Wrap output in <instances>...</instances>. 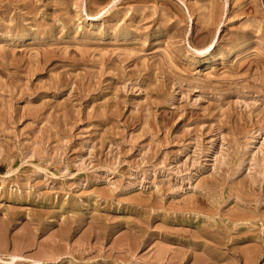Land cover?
<instances>
[{"label":"rangeland","instance_id":"374dc122","mask_svg":"<svg viewBox=\"0 0 264 264\" xmlns=\"http://www.w3.org/2000/svg\"><path fill=\"white\" fill-rule=\"evenodd\" d=\"M0 264H264V0H0Z\"/></svg>","mask_w":264,"mask_h":264},{"label":"bare ground","instance_id":"6f19581e","mask_svg":"<svg viewBox=\"0 0 264 264\" xmlns=\"http://www.w3.org/2000/svg\"><path fill=\"white\" fill-rule=\"evenodd\" d=\"M233 224V223H232ZM252 245V244H251ZM250 247V246H249ZM251 249V248H250ZM249 250V249H248ZM253 250V249H252ZM245 251V250H244ZM247 254V253H246ZM250 254V253H249ZM244 255H245V253H244ZM251 255V254H250ZM243 258H244V256H243ZM251 261V260H250Z\"/></svg>","mask_w":264,"mask_h":264}]
</instances>
